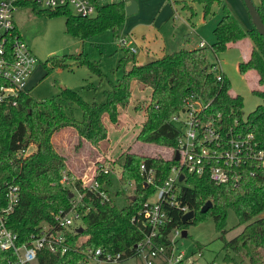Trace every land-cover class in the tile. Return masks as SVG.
<instances>
[{"label": "trees", "instance_id": "obj_1", "mask_svg": "<svg viewBox=\"0 0 264 264\" xmlns=\"http://www.w3.org/2000/svg\"><path fill=\"white\" fill-rule=\"evenodd\" d=\"M194 1L202 5L203 16L213 14V5L221 3V0ZM251 1L264 24V0ZM24 6L41 14H63L64 31L79 38L103 30H110L116 38L121 27L115 2L95 4L94 14L89 17L77 16L68 8L36 10V6L28 2ZM220 9L221 14L212 28L214 41L208 45L178 48L143 64H136L133 52L123 47L119 64L127 61L132 64L115 82L105 78L98 67L81 53L47 59L46 71L55 66L69 65L64 61L67 58L75 65H87L100 80L104 78L106 87L102 89L101 101H86L78 93L62 88L57 98L36 100L24 92L18 95L15 106L0 104V184L18 187L17 204L5 216L6 227L16 234L17 242L26 243L31 232L41 224L51 222L53 212L66 210L73 199V188L83 192L82 203L90 205L87 211L84 205L78 206L81 231L76 228L63 230L64 252L50 254L47 249H40L33 264H79L86 249L97 247L120 252L121 260L137 255L134 244L147 233L138 210L151 196L155 185L167 175L174 160L131 152L129 148L121 152V159L116 163L117 179L121 183L132 184L133 191L126 196L125 204L118 207L110 197L100 201L80 185V178L68 169V159L55 149L52 140L56 132L69 128L76 138L75 151L83 142L100 148L101 143L107 140L105 120L112 125L117 124L119 114L131 96L133 81L149 88L147 100L141 103L143 121L135 140L175 147L178 132L170 119L182 108L187 97H195L208 102L209 113H220L228 123L237 119L243 130L250 131L264 150V40L251 23L248 28H243L229 6L222 4ZM243 38L249 39L251 45L247 59L238 63L237 70L241 74L253 71L261 87L252 90L260 98V103L244 119L241 118V97L229 93V83L223 73L221 82L215 79L207 62L209 51L214 54L224 51ZM64 102L78 107L81 118L66 114ZM140 163L154 170L153 180L147 185H144L140 174ZM98 165L101 163L94 166L93 174L85 182L96 177L99 182L111 185L109 174H96ZM62 170L72 189L60 182ZM207 200L210 207L200 212L201 205ZM177 201L178 208L164 206L167 220L156 239L163 246L164 255L171 252L168 234L173 228L182 230L209 217L225 249L224 260H233L229 254L232 252L248 264H264V168L257 169L253 176H244L234 187L214 184L206 175H186L184 183L179 186ZM183 206L193 211L192 218L184 223L181 222L180 211ZM229 209L235 213L237 225L243 226L232 238L225 239V217ZM12 258L11 253L0 250V264H6Z\"/></svg>", "mask_w": 264, "mask_h": 264}, {"label": "rangeland", "instance_id": "obj_2", "mask_svg": "<svg viewBox=\"0 0 264 264\" xmlns=\"http://www.w3.org/2000/svg\"><path fill=\"white\" fill-rule=\"evenodd\" d=\"M99 4L117 2L119 0H96ZM135 12L121 13V27L117 37H113L110 30H103L84 38H79L64 31V15L61 13L41 14L26 6H20L13 12V21L23 41L30 48L36 58V66L27 83L28 95L36 100L57 98L62 88L78 93L86 101H101L102 89L106 87L105 79H101L85 64L75 65L70 59H64L69 64L65 67L55 66L46 71L47 59L51 56L61 58L63 55L81 53L92 64L96 65L105 78L111 82L117 81L124 69L131 66V62L119 64L124 48L118 44V39L124 37L126 47L134 49L135 63L143 64L178 48H191L197 41L208 45L214 41L212 28L221 13V4H214V13L202 15V5L194 0H134ZM243 28H248L250 22L241 0H224ZM254 2L257 0H253ZM129 0H125L127 4ZM36 10L46 9L37 6ZM46 11V10H45ZM187 38V39H186ZM242 40V39H241ZM245 44L240 47L229 45L224 51L208 52L207 62L217 61L220 70L229 83V93L241 97V118L260 103V98L252 92L260 89L253 72L239 73L237 65L243 61L242 53L250 49V40L243 38ZM240 41V40H239ZM131 52V51H130ZM132 53V52H131ZM131 96L119 114L116 125L105 120L107 140L100 148H95L83 142L78 151L73 145L76 138L73 131L64 128L53 136L55 149L64 155L69 163L68 168L73 174L87 181L93 174L92 169L97 163L110 166L113 170L109 174L111 185L107 187L109 197L115 205L122 206L126 196L132 194L133 185L118 181L117 162L120 153L129 151L148 156L168 157L169 147L161 144H148L135 140V135L143 121L141 103L147 100L149 88L142 87L135 81L131 84ZM66 114H72L76 119L81 118V111L75 105L63 103ZM137 108H134V106ZM31 149V147H29ZM71 188V185H66ZM72 189V188H71ZM154 196H149V201ZM264 214V212H262ZM79 225V221H74ZM243 224L237 225V218L232 210L226 211L224 237L230 239L236 235ZM185 236L171 233V257L180 255V264H248L245 260L229 252L233 260H224L225 249L219 239L213 220L209 217L200 219L185 229ZM200 247V249L198 248ZM142 256L135 255L119 262H103L86 256L79 260V264H142Z\"/></svg>", "mask_w": 264, "mask_h": 264}, {"label": "built area", "instance_id": "obj_3", "mask_svg": "<svg viewBox=\"0 0 264 264\" xmlns=\"http://www.w3.org/2000/svg\"><path fill=\"white\" fill-rule=\"evenodd\" d=\"M26 2L46 9L68 8L81 17L92 16L95 4H99L96 0H0V104L7 107L15 106L18 95L27 92L26 83L36 66V58L13 21V12ZM120 2L125 0L115 3ZM118 44L134 52L133 48L125 46L127 41L124 37L118 39ZM203 45L205 43L202 41L198 42V46ZM210 69L215 79L221 82L223 75L218 62L210 63ZM208 107V102L187 97L182 108L170 119L178 137L175 147H169L167 158L173 159L177 154V159H173L174 164L167 175L155 185L151 194L153 199L149 201L148 197L138 210L142 224L147 228L145 236L134 244L137 255L142 256V264H180V255L173 258L171 252L168 256L164 255L163 246L156 239L167 220L164 206L179 207L177 195L186 175H206L214 184L234 187L244 176H253L257 169L264 168V150L259 147L254 135L243 130L237 119L228 123L220 113H209ZM139 169L144 185L151 183L154 170L146 168L143 163H140ZM112 173L110 166L101 164L96 167L97 175ZM180 175L182 178L179 180ZM80 180V185L91 196L100 201L109 199L107 187L110 185L99 182L96 177L87 183ZM60 182L70 184L64 170L61 171ZM73 193V199L66 210L53 212L49 224H41L29 234L26 243L19 244L16 234L5 223L6 214L17 204L18 187L15 184H0V250L13 256V260H7L6 264H33L36 252L43 248L50 254L64 252L63 230L80 226L78 206L84 205L83 192L73 188ZM84 206L85 211L90 209V205ZM180 211L183 214L188 210L183 206ZM76 220L79 225H74ZM180 231L173 228L168 235H178ZM84 254L90 259L103 262H119L122 259L120 252L104 251L99 247L86 249Z\"/></svg>", "mask_w": 264, "mask_h": 264}, {"label": "water", "instance_id": "obj_4", "mask_svg": "<svg viewBox=\"0 0 264 264\" xmlns=\"http://www.w3.org/2000/svg\"><path fill=\"white\" fill-rule=\"evenodd\" d=\"M244 7H245V10H246V13H247V16H248V19H249V22L253 25V27L255 28L256 32L262 37V39L264 40V24L263 22L261 21V18L258 14V12L256 11L253 3L251 0H241ZM136 10V4H135V1L134 0H129V2L127 4L124 5V7L118 11V13H125V14H131L133 12H135ZM174 160L177 159V154L174 155L173 157ZM182 178V175L179 176V180ZM211 203L209 200L205 201L199 211L200 212H204L206 211L209 207H210ZM193 216V211L191 210H188L186 212H184L181 216V222L184 223L186 222L187 220H189L190 218H192ZM77 231H81V227L78 226L76 228ZM180 235L181 236H185L186 233H185V230L182 229L180 231Z\"/></svg>", "mask_w": 264, "mask_h": 264}, {"label": "crops", "instance_id": "obj_5", "mask_svg": "<svg viewBox=\"0 0 264 264\" xmlns=\"http://www.w3.org/2000/svg\"><path fill=\"white\" fill-rule=\"evenodd\" d=\"M233 2H235V4H237V5H239L238 4V2H237V0H234ZM221 5L222 4H225V1L224 0H221V3H220ZM124 5H125V2H120L119 4H117V7H118V9L120 10V9H122L123 7H124ZM218 5V4H217ZM228 6V5H227ZM231 9V8H230ZM231 11H232V9H231ZM221 14V13H220ZM119 15V18L121 19V22H122V15L119 13L118 14ZM187 39V38H186ZM245 44V42H244V40L242 39V40H240V41H237V42H235V43H233L232 45H237V46H240V47H242L243 45ZM195 46H198V41H197V43L193 46V47H195ZM134 53V52H133ZM248 53H249V51L248 50H245V51H243V53H242V58H243V60H246L247 59V57H248ZM251 72H253V71H246L245 73H251ZM254 73V72H253ZM254 75H255V77H256V81H257V76H256V74L254 73ZM69 170H71L70 168H68Z\"/></svg>", "mask_w": 264, "mask_h": 264}]
</instances>
